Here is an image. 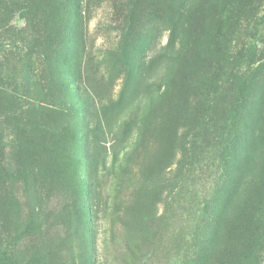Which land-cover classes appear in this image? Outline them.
I'll return each instance as SVG.
<instances>
[{
  "label": "rangeland",
  "instance_id": "obj_1",
  "mask_svg": "<svg viewBox=\"0 0 264 264\" xmlns=\"http://www.w3.org/2000/svg\"><path fill=\"white\" fill-rule=\"evenodd\" d=\"M0 264H264V0H0Z\"/></svg>",
  "mask_w": 264,
  "mask_h": 264
},
{
  "label": "trees",
  "instance_id": "obj_2",
  "mask_svg": "<svg viewBox=\"0 0 264 264\" xmlns=\"http://www.w3.org/2000/svg\"><path fill=\"white\" fill-rule=\"evenodd\" d=\"M224 144H228L227 142H222L221 143V146H224ZM216 148H217V145H216ZM218 149V148H217ZM220 151V150H219ZM219 158H222V160H223V162H225L226 163V165H228V164H230L231 163V161L230 160H227V159H225L224 157H223V154L222 153H219ZM220 210V209H219ZM220 217V216H219ZM218 217V218H219ZM219 222H220V220H219ZM218 222V223H219ZM228 226V225H227ZM217 234V233H216ZM216 234L214 235V237H213V239H211V244L212 245H214V246H217V244H218V242H219V237H216ZM221 235V234H220ZM224 237V236H223Z\"/></svg>",
  "mask_w": 264,
  "mask_h": 264
}]
</instances>
